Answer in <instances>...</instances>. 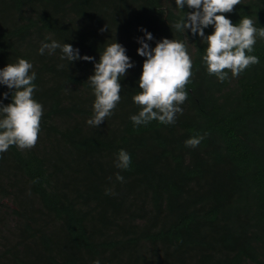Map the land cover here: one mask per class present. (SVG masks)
Here are the masks:
<instances>
[{
  "label": "trees",
  "instance_id": "obj_1",
  "mask_svg": "<svg viewBox=\"0 0 264 264\" xmlns=\"http://www.w3.org/2000/svg\"><path fill=\"white\" fill-rule=\"evenodd\" d=\"M194 10L175 0H0V69L28 60L43 106L36 145L0 153V264H264V39L247 53L259 63L239 76L226 69L221 82L203 62V38L174 27ZM225 15L264 27V0H241ZM142 29L152 48L165 37L184 42L193 61L174 124L130 119L141 110L132 97L146 59ZM53 40L94 60L40 54ZM115 42L133 67L97 128L87 123L88 78ZM13 91L0 84L4 105ZM194 136L200 144L186 146ZM121 149L127 169L116 167Z\"/></svg>",
  "mask_w": 264,
  "mask_h": 264
},
{
  "label": "clouds",
  "instance_id": "obj_2",
  "mask_svg": "<svg viewBox=\"0 0 264 264\" xmlns=\"http://www.w3.org/2000/svg\"><path fill=\"white\" fill-rule=\"evenodd\" d=\"M175 3L180 9L185 5L195 9L185 13L174 27L180 32L190 29L193 35L198 33L203 38L207 46L202 59L209 75H215L223 82L228 78L226 69L233 76H239L249 66L259 63L257 56L247 53L254 51L257 36L264 39V27H255L248 16L242 17L238 24H233L225 15L232 12L241 0H175ZM210 25L214 26V31L206 35L204 29ZM142 31L145 32L146 40L144 37L139 38L141 47L137 51L146 59L139 79L141 91L132 97L141 110L130 119L136 126L146 125L153 120L166 125L174 124L176 114L183 112L180 105L187 99L185 88L191 80L193 61L184 42L165 37L152 48L147 41L154 39L153 34L146 29ZM57 48L62 51L61 59L67 58L70 62L94 60L88 55L81 56L80 50L72 44L61 45L54 40L42 43L39 52L43 55L48 50L51 54ZM32 67L28 60L18 58L16 63H9L0 69V84L14 90L12 103L4 105L0 101V153L6 152L10 146L30 149L38 141L43 106L33 98L36 73L29 74ZM131 67L133 63L124 46L118 42L106 46L99 62L95 63L94 74L88 78L95 96L94 114L87 121L90 126L98 128L113 114L121 100V77ZM7 96L8 93H4V98ZM202 139V136H194L187 139L185 144L194 148ZM130 164V154L121 149L117 154L116 167L127 169ZM116 179L123 182L124 177L117 173ZM94 264H100V261Z\"/></svg>",
  "mask_w": 264,
  "mask_h": 264
},
{
  "label": "rangeland",
  "instance_id": "obj_3",
  "mask_svg": "<svg viewBox=\"0 0 264 264\" xmlns=\"http://www.w3.org/2000/svg\"><path fill=\"white\" fill-rule=\"evenodd\" d=\"M4 209L2 208V211H3Z\"/></svg>",
  "mask_w": 264,
  "mask_h": 264
}]
</instances>
